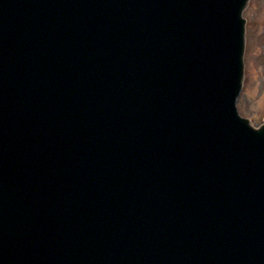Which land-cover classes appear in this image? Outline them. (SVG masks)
<instances>
[{
    "label": "water",
    "instance_id": "95a60500",
    "mask_svg": "<svg viewBox=\"0 0 264 264\" xmlns=\"http://www.w3.org/2000/svg\"><path fill=\"white\" fill-rule=\"evenodd\" d=\"M248 1L0 0V264H264Z\"/></svg>",
    "mask_w": 264,
    "mask_h": 264
},
{
    "label": "rangeland",
    "instance_id": "374dc122",
    "mask_svg": "<svg viewBox=\"0 0 264 264\" xmlns=\"http://www.w3.org/2000/svg\"><path fill=\"white\" fill-rule=\"evenodd\" d=\"M243 16L247 20L245 73L237 107L257 127L264 117V0H250Z\"/></svg>",
    "mask_w": 264,
    "mask_h": 264
}]
</instances>
